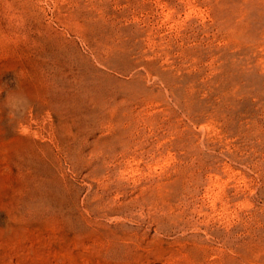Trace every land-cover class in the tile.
Masks as SVG:
<instances>
[{"label": "rangeland", "instance_id": "374dc122", "mask_svg": "<svg viewBox=\"0 0 264 264\" xmlns=\"http://www.w3.org/2000/svg\"><path fill=\"white\" fill-rule=\"evenodd\" d=\"M0 264H264V0H0Z\"/></svg>", "mask_w": 264, "mask_h": 264}]
</instances>
